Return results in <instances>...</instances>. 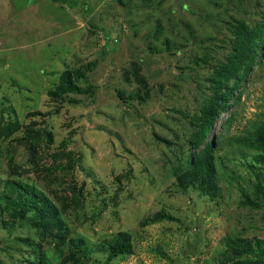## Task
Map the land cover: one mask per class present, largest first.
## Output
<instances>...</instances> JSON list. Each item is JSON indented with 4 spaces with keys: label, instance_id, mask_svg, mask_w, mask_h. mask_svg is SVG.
<instances>
[{
    "label": "rangeland",
    "instance_id": "374dc122",
    "mask_svg": "<svg viewBox=\"0 0 264 264\" xmlns=\"http://www.w3.org/2000/svg\"><path fill=\"white\" fill-rule=\"evenodd\" d=\"M261 129L264 0H0V264H222L264 239Z\"/></svg>",
    "mask_w": 264,
    "mask_h": 264
},
{
    "label": "trees",
    "instance_id": "16d2710c",
    "mask_svg": "<svg viewBox=\"0 0 264 264\" xmlns=\"http://www.w3.org/2000/svg\"><path fill=\"white\" fill-rule=\"evenodd\" d=\"M250 32L244 34V47L239 50V58L241 63L245 66V70L249 72L250 67L255 61L257 54L256 50H260L261 46L259 41L252 42L249 38ZM259 53V52H258ZM231 75H227L228 81L231 79ZM219 99L216 98L218 105H220ZM221 107V106H220ZM220 115V111L215 108H208L204 110L201 116V137L200 144H203L210 137L215 120L217 116ZM251 147L260 150L257 160L260 163L264 164V129L258 130L253 134L251 141ZM193 160V159H192ZM191 159L189 161H192ZM213 162L207 161L206 163L194 165V169L200 171L201 176V189L204 191H209L216 186L214 180V170ZM253 174L257 177L258 188L261 187V183L264 181V169L255 170ZM215 189V188H214ZM214 191V190H213ZM24 205L26 201L22 200V196L19 198ZM37 200L34 199V202ZM248 201L253 203L250 198ZM260 206V205H259ZM32 209V208H31ZM33 210V209H32ZM167 219H170L168 215L164 216ZM101 252L103 249L106 252L110 259L116 258L120 255L126 254L131 249V238L129 234L121 233L118 238L110 242L107 246H104L102 249L100 246L95 248V251ZM222 264H264V239L260 238H229L226 242V248L223 251Z\"/></svg>",
    "mask_w": 264,
    "mask_h": 264
}]
</instances>
